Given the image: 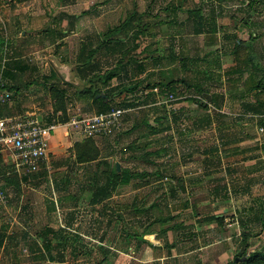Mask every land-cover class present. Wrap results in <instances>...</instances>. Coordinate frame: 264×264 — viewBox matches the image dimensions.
Masks as SVG:
<instances>
[{
    "label": "rangeland",
    "instance_id": "obj_1",
    "mask_svg": "<svg viewBox=\"0 0 264 264\" xmlns=\"http://www.w3.org/2000/svg\"><path fill=\"white\" fill-rule=\"evenodd\" d=\"M213 1L0 0V58H10V53L18 48L24 60L36 67L29 79L32 91L23 97L26 107L21 111L49 107L48 88L59 84L66 90L68 118L82 117L81 110H89V94L83 92L88 85L77 75L76 59L82 44L90 41L96 44L98 38L108 40L109 31L113 30L109 39L126 41L130 56L144 62L142 71L136 66L128 67L131 76L123 80L124 84L166 83L186 76V69L191 76L196 72L212 74L210 91L223 95L221 112L226 116L220 122L215 118L210 125L198 127L192 121L204 114H213L214 108L192 97L191 90L181 89L183 95L170 101H167L170 94L145 89L140 96L138 92L139 99L131 101L132 114L127 119L123 115L120 128L92 139L100 150L101 159L106 158L110 164L119 162L121 168L131 172L153 174L163 169L162 181L150 175L137 178V185L133 187L119 189L120 196L114 200L120 212L113 221L105 219L107 216L102 215L99 205L89 204V197L82 195L80 204L73 206L65 196L69 189L65 182L67 172L73 165L71 160L69 162L72 147L48 160H58L50 173L27 176L18 187L5 185L0 169V185L8 199L6 205H0V228L6 226L8 234H17L13 241L16 245L7 241L5 248L0 247V264H99L101 261L104 264H147L150 254L146 249L152 244L156 246L154 255L159 259L154 261L157 264L166 260H171L172 264H246V258L252 254L264 255L262 222H246L253 215L264 218V118L252 116L241 107L242 102H264V93L250 91L243 100L237 93L229 96L230 85L223 75V70L235 63V56L244 60L248 54L264 70V0L258 9L261 13H256L253 0H216L222 4L218 9L222 10L220 22L226 28L224 34H233H228L230 26H234L236 32L229 38L222 33L219 37L194 36L191 23H185L191 17L186 11L208 14ZM178 6L181 12L169 11ZM245 8L254 9L260 16L259 27L246 28L241 23ZM133 14L141 15L140 23L150 24L147 33L136 36V29L125 36L116 30L118 24ZM73 17L77 18L74 26L62 22V19L71 21ZM136 17L134 25H137ZM174 17L175 23H168ZM180 40H184L188 58L198 57L196 61L187 60L186 68L177 62L168 64L166 60L157 66L144 59L150 54L166 55V48L171 44L178 53ZM4 41H7L6 49ZM239 43L243 48L234 53ZM15 46L18 47L14 49ZM119 57L118 53L97 51L92 61L99 62L103 72L111 69ZM1 79L3 89L9 91L4 78ZM119 83L113 78L110 84L118 88ZM177 110H182V114L175 124L171 111ZM88 112L93 113V110ZM139 119L142 120L140 126L136 122ZM152 129L158 132L150 135ZM214 146L218 147L217 151L211 150ZM145 154H149L148 161L144 160ZM96 164L83 165L89 173L83 174L85 177L81 180L73 174L75 181L83 182L82 189L90 183L93 170L104 169ZM169 216L173 218L164 220ZM108 225L113 227L108 230ZM57 229L64 230L66 242L52 248V255L62 254L63 261L38 257V252L44 251L40 234ZM150 232L159 235L151 237ZM244 233L247 248L242 256L238 251L244 248Z\"/></svg>",
    "mask_w": 264,
    "mask_h": 264
},
{
    "label": "trees",
    "instance_id": "obj_2",
    "mask_svg": "<svg viewBox=\"0 0 264 264\" xmlns=\"http://www.w3.org/2000/svg\"><path fill=\"white\" fill-rule=\"evenodd\" d=\"M251 1V0H250ZM257 1V0H253ZM213 12V9L210 10ZM189 14L193 15L194 23H195V34L214 32L216 28L211 27L212 23H207L206 26H202V22H204V17L201 16L199 10H190ZM209 14L208 16H211ZM136 17L135 22L137 25H134L133 18ZM207 16V17H208ZM141 15L133 14L128 17L126 21L122 24H118L116 26V30L124 33L125 36H128L130 31H134L137 29V34L147 33L146 30L149 29V23H140ZM77 21L76 17H73L71 21H67L62 19V22L66 24L68 22L71 26L75 25ZM199 22V23H198ZM157 24H161L158 22ZM197 24V25H196ZM201 24V25H200ZM114 34L113 30L109 31V35L112 36ZM109 36V38H110ZM102 41L100 38L97 39V43L94 44L93 41H90L86 44H82L81 52L77 57L76 72L80 80L84 81L85 84L88 85L85 91L86 94H89V110H93L94 113H104L108 112L113 108L122 107H133V103L131 101L138 100L139 97L144 93L145 89H153L157 88L159 94L161 95H172V97L181 96L184 92L180 91L181 89L190 91L192 97L203 100L205 103H210L213 108V114L207 113L202 115L201 117L195 118L192 121V124L195 126H202L204 124L210 125L213 122V119L216 118V121H221L222 118H225V114L221 112L222 103L224 101V97L222 94L218 92L210 91V84L212 81V74H202L200 75L198 72L191 76V72L186 69V76L178 77L175 80H170L166 83L162 81L155 82H147L143 84V81L135 82L133 84H124L126 80H128L131 76L129 74L128 67L136 66L138 71H142L144 67L143 60H138L137 58H133L130 56V48L127 46L126 41H120L115 39H109ZM178 53L174 52V47L171 44L166 48L167 54L162 56H155L154 54L147 55L144 59L149 60L154 65H161L162 61H165L168 64H172L177 62L181 67L186 68L187 60H197L198 57L188 58L186 56V48L185 45L181 44ZM232 45L230 44V47ZM233 48V47H232ZM243 46L239 43L235 47L234 53L236 50L242 49ZM103 52L104 54H116L120 56L118 60L115 62L114 66L111 69H106L103 72L101 71L100 63L97 61H92L93 56L96 52ZM15 53L13 50L12 55ZM203 59V58H202ZM235 63L228 67L226 70H223V75L225 76V81L230 85V90H228L229 96H232L233 93H237V97L241 100L245 97L247 93L250 91H256V93H264V70L260 67L258 63L255 62L254 57L251 54L247 55V59L239 60L237 56H235ZM1 61V58H0ZM98 72V73H97ZM133 75V74H132ZM4 76L12 80L18 79L17 73L4 72ZM118 79L120 81L119 87L111 86L112 79ZM125 80V81H123ZM13 83V82H12ZM8 90H12V86L8 88ZM84 92V93H85ZM140 92V96H136L137 93ZM48 93L51 96V101H53V113L54 116L59 112L60 114L55 117L56 123H65L70 118L67 115L66 109V90L62 89L59 84L50 85L48 88ZM128 95H131L130 97ZM147 95V94H145ZM121 97V98H120ZM132 97V98H131ZM241 107L244 109L246 113L253 114L252 116L259 117L260 119L264 118V102L256 101V102H242ZM132 113H125L124 117L131 116ZM182 110L171 111V119L172 122L177 124L179 118L181 117ZM142 119V118H141ZM138 125L142 123V120L136 121ZM135 129V128H134ZM157 130L152 129L149 134L154 135L157 133ZM73 154L75 156V163L86 165L92 162H96V166H103L104 169L98 171L93 170L90 183L87 186L88 191L90 192V200L89 204L95 206L99 205L101 209L102 215L107 212H111L112 208L105 203V201L111 196L112 191L119 185H128L131 180L143 179L150 175H154V178L157 181H162V170H156L153 174L148 171L141 172H131L129 169L120 168L118 172L115 167V163L110 164L106 158H100V150L96 144V142L92 138H84L81 142H76L73 145ZM211 150L217 151L218 147L214 146ZM144 160L148 161L149 154H145ZM45 168V163L41 166L40 170L31 173L25 174L24 177H20L16 173H9L8 175H2L1 181L5 183V185L19 186L21 180H26L27 176H39L42 175L45 171L42 170ZM98 168V167H96ZM172 192H174V185L171 184ZM63 200H60L62 203ZM8 202V199H7ZM2 206V204L0 203ZM74 205V204H73ZM253 211V209H250ZM264 214V211L262 212ZM261 214V215H262ZM173 217L169 216L164 220H171ZM214 219V218H212ZM216 221L217 218H215ZM261 221L262 226L264 227V218L258 217L257 215H253L250 218H247L246 222L252 221ZM245 222V223H246ZM244 226V223L242 224ZM175 228V226H173ZM52 233V237L50 234ZM249 233V231H247ZM42 237V245L43 252H38V257L41 258H49L52 262L58 261L62 262L63 256L62 254H58L57 257L52 255V251L56 249L58 246H63L66 242V236H64L63 229L52 230L49 233L44 232L40 234ZM17 237L15 232H11L8 234L6 226L0 228V247L5 248L6 242H11L13 244H17L13 242ZM246 237L247 234L244 233L242 235V244L244 245L243 249H239L238 254L245 256L246 246ZM177 242V238L174 239ZM52 248H54L52 250ZM260 259V261H259ZM264 264V255L263 254H252L251 257L246 258V264ZM99 264H104V261L99 262Z\"/></svg>",
    "mask_w": 264,
    "mask_h": 264
},
{
    "label": "crops",
    "instance_id": "obj_3",
    "mask_svg": "<svg viewBox=\"0 0 264 264\" xmlns=\"http://www.w3.org/2000/svg\"><path fill=\"white\" fill-rule=\"evenodd\" d=\"M255 2H256V4H255L256 7L254 9H255V11H257L256 13H261V12H259L258 9L260 8L262 0H257ZM211 3L212 4H211V6H209V10H208L209 13L208 14H204V13L201 14L200 13L201 16L204 17V20H205L201 24H202V26H206L207 23H209V24L212 23V25H211L212 29L216 28V30L214 32L195 34L194 33L195 23H194L193 15L189 14L190 10L186 11V14L191 15V17H188L189 20L185 21V23L186 24L191 23L192 34L194 36H198V35H204V36L212 35V36H214L215 35V36L219 37L220 33H222V34L225 33L223 31H226V28H224L223 24L220 22L222 10L218 9V5L220 6L222 4L216 0H214ZM247 3H248V1H247ZM215 4H217V5H215ZM177 8L178 9H174V7H172L169 11H171V10H176V12L180 11L179 6ZM211 9H213V12H210ZM254 9L249 11V8H245L242 10V11H244V13H243L244 18L241 20V23L246 28H251L252 26L259 27L261 24V21L259 18L260 16H258L254 13ZM5 12L6 13L8 12L7 9L5 10ZM173 14L175 16V13H173ZM209 14H212V15L208 16ZM256 19H257V21H255ZM171 22L175 23V17H174L173 21L170 20L168 23H171ZM183 24L184 23H181V25H183ZM235 32H236V30H235L234 26L233 27L230 26L228 29V34H230V33L234 34ZM232 35L227 36L226 34H224V37L229 38V37H232ZM24 41L25 40H23L22 42H24ZM180 41H181L180 45L181 44L185 45L184 40H180ZM2 43H4L3 47L6 49L7 48L6 47L7 41H4ZM230 44H232V42L229 43V45ZM18 46H15L14 49H16V47H18ZM180 47L181 46H179V48ZM12 49H13V47H10V50H12ZM19 51L20 50L17 48V50H15V53L13 55H12V53H10V58L3 56V58H6V62L4 63L5 68L2 71V77L4 78L5 84L8 87L12 86V90H9V92L12 93V97H11V101L0 103V116H6V115L12 116V115H18V114L33 113L39 119H41L42 122H44V123L58 124V127L56 128V130L54 132L51 133L50 138L48 140V154H47V159L45 162V168H44L45 170L44 171H48L50 173V169L52 168V165H55L56 161H58V160H53L52 162H50L48 160L50 158H54V156L63 155L66 148H69V147L73 148L74 143L81 142L86 137L84 136L83 132L80 129H78V128L76 129V128H73L72 126H70L69 120L65 123H56L55 117L58 116L60 113L58 112L54 116L53 101H51L49 104V107H47L45 109L36 108V109H32L31 111H29V110L21 111V110H23L22 108L26 107V105L22 102L23 97L26 95H29V93H31V91H32L30 88H31V85H33V84L30 83L31 81H29V79L33 77L34 72L36 70V67L33 64L27 63L24 60V55H21V53ZM3 58H1V60ZM255 61H256V59H255ZM4 72H8L9 75H10V73H17L18 79L17 80H12V78L9 79V78L4 76ZM146 94H147V92H146ZM21 97H22V100L19 101V99ZM66 105H67V101H66ZM66 109H67V111L69 110L68 107H66ZM78 110H80V109L78 108ZM84 110H85L84 112H82V110H81L82 117H87V116H90L92 114H95L94 112L89 113L88 111H90V110H87V109H84ZM43 117H45L46 119ZM82 117H80V118H82ZM70 119H71V117H70ZM77 135L80 136L78 140L75 139ZM72 148H71V154L69 156V162L71 160L73 165L71 164L72 166L70 167L68 172L66 170H64L65 172L69 173V176H67L66 180H65L66 185L69 184V189H68V192L65 194V196L73 202L72 204L75 205L77 203V205H78L81 202L82 195H84L86 197H89V199H88V203H89V200L91 198L90 192L87 190V188L82 189V186H83L82 181L80 182V181L74 180L75 176L80 178V179L78 178L77 180H81V178L85 177V176H83V174L87 175L89 173V171L87 170L88 168L86 166H83V165L81 166V164L75 163V161H74L75 156L73 154ZM113 163H115V162H113ZM74 164H75V166H74ZM120 168H121V166H120ZM0 169L2 170V173L4 175H8L10 172H14L19 176V178L20 177L22 178L25 176L22 173H18L15 170V168L12 164V159H11L10 154L6 151H2L1 149H0ZM56 171H59V170L57 169ZM73 174H75L74 177H73ZM22 184H23V182L21 180V185ZM79 184H81V186H79ZM133 185H137V180H131L128 185H119L112 191L111 196L105 201V203H108V205L112 208V211H114V213L112 214L111 212H107L106 214H104L107 216L105 219H107L108 221H113V220L117 219L120 211H118V209L116 208V206H115L116 200H114V199L116 197L120 196V194H118V190L122 189L123 187H133ZM0 187H1V185H0ZM2 190H3V188H2ZM86 191H88L87 194H86ZM136 196H138V193L134 196V198ZM72 220H73V215L71 214L69 216V222L71 223ZM209 220H212V218H210ZM112 227H113V225L112 226L108 225L107 229L109 230ZM149 234H150L149 236H151V237L156 236L157 234L159 235V233H156V232H150ZM105 235H107V234L105 233ZM101 239H103L102 236H101ZM155 249H156V246H154L153 244L147 247L146 252L148 254H150V256H148L147 260H146L147 264H157V262H155L154 260L159 259V258H155V255H154ZM158 264H172V262H171V260H166L165 262H161V263L158 262Z\"/></svg>",
    "mask_w": 264,
    "mask_h": 264
},
{
    "label": "built area",
    "instance_id": "obj_4",
    "mask_svg": "<svg viewBox=\"0 0 264 264\" xmlns=\"http://www.w3.org/2000/svg\"><path fill=\"white\" fill-rule=\"evenodd\" d=\"M6 58L0 62V103L11 101L12 93L4 90L2 71ZM151 92H158L157 88ZM146 94V93H145ZM167 101L173 99L170 95ZM132 108H113L108 112L92 114L82 118H71L69 125L80 129L84 136L92 138L118 129L122 125V117ZM58 124L44 123L33 113L12 116H0V149L10 154L12 164L18 173L33 174L40 170L48 154V140ZM0 203L7 204V195L0 187Z\"/></svg>",
    "mask_w": 264,
    "mask_h": 264
},
{
    "label": "water",
    "instance_id": "obj_5",
    "mask_svg": "<svg viewBox=\"0 0 264 264\" xmlns=\"http://www.w3.org/2000/svg\"><path fill=\"white\" fill-rule=\"evenodd\" d=\"M115 167H116V170L119 172L120 171V164H119V162H115ZM242 260H245V257Z\"/></svg>",
    "mask_w": 264,
    "mask_h": 264
}]
</instances>
